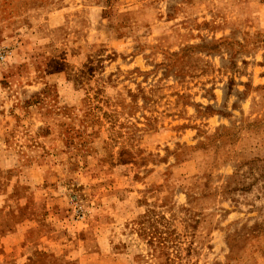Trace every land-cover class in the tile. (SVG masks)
<instances>
[{"label":"rangeland","instance_id":"rangeland-1","mask_svg":"<svg viewBox=\"0 0 264 264\" xmlns=\"http://www.w3.org/2000/svg\"><path fill=\"white\" fill-rule=\"evenodd\" d=\"M0 264H264V0H0Z\"/></svg>","mask_w":264,"mask_h":264},{"label":"built area","instance_id":"built-area-1","mask_svg":"<svg viewBox=\"0 0 264 264\" xmlns=\"http://www.w3.org/2000/svg\"><path fill=\"white\" fill-rule=\"evenodd\" d=\"M8 57V52L0 49V63H4Z\"/></svg>","mask_w":264,"mask_h":264}]
</instances>
